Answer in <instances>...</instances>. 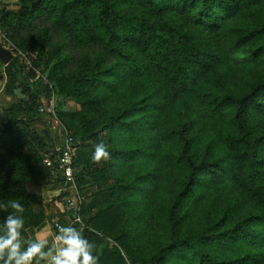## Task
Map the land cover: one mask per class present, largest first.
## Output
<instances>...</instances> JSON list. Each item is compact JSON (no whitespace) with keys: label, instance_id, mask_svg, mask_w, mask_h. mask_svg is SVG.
Wrapping results in <instances>:
<instances>
[{"label":"trees","instance_id":"obj_1","mask_svg":"<svg viewBox=\"0 0 264 264\" xmlns=\"http://www.w3.org/2000/svg\"><path fill=\"white\" fill-rule=\"evenodd\" d=\"M37 1L0 0V30L47 16L74 45L100 43L104 52L66 72L64 46L45 29L40 44H18L34 55L32 70L18 59L3 64L0 87L12 101L0 134V226L13 200L24 207L26 241L49 213L67 209L70 181L58 162L45 163V152L58 157L61 138L34 128L48 121L39 109L54 91L75 139L77 188L90 193L85 226H74L97 244L99 264H264V0ZM42 63L49 71L35 85L30 73ZM234 66L247 74L241 86ZM67 98L78 106L64 108ZM101 139L110 159L97 164ZM162 181L171 184L166 200ZM28 183L59 194L45 202ZM134 205L148 223L164 224L163 244L150 243L148 223L141 231Z\"/></svg>","mask_w":264,"mask_h":264},{"label":"rangeland","instance_id":"obj_2","mask_svg":"<svg viewBox=\"0 0 264 264\" xmlns=\"http://www.w3.org/2000/svg\"><path fill=\"white\" fill-rule=\"evenodd\" d=\"M10 1V3L14 2L15 0H7ZM47 30L48 35L51 37V40L53 42L56 43H60L64 46V50H62V54L64 56H66V58L68 59L67 63L65 64V71L66 72H70L71 70H73L74 68H76L79 59L85 55L88 54L90 56H93V54L95 52H104L103 51V45L100 43H91L89 45L86 46H77L74 45V43H72V41L70 40L69 37H67V35H65L59 28H57L47 16H40L39 18H36L33 23L26 27V26H15L14 29L11 28V30H9V32H5L3 29L0 30V43L7 49L11 50V52L13 53V59H18L20 61V64L24 70V73H28V67L31 64L32 60L31 57L34 58V55H30V53L22 50V49H18V44L22 43L23 40L30 38L32 39L35 43H39L41 42V38H42V31L43 30ZM50 50V49H48ZM47 50V51H48ZM113 59V58H112ZM43 65L40 66V68H36L35 69V73H33L34 75H32V72L30 73V80L32 79V81H34L35 85H38V83L43 80V78H46L49 69L45 70L44 69V63H42ZM236 65V64H235ZM236 69V74H237V79H236V83L237 85L241 86L242 80L243 78L247 75L246 73H244L241 69V67L239 66H234ZM45 70V71H43ZM240 70L242 71V73H240ZM5 71V67L2 64V62L0 61V75L3 74ZM4 82H2L3 84ZM11 99L8 101L6 100L5 94L3 92V90L1 91V87H0V125L3 127L4 122L7 120V107L9 105V103H11ZM63 101V99L61 100V102ZM60 102V103H61ZM64 108L66 109H75V107H77L78 105L76 103L73 102V100L71 98H67L64 100L63 102ZM49 121H45L43 119H39L38 121H36L34 123V128L38 131L45 129V128H50L51 129V125ZM50 126V127H48ZM50 153V152H49ZM50 156L48 153L45 152V157ZM121 165V173L126 171V167L123 163H119ZM111 179H108L107 182L111 183ZM163 184L166 185V187L163 186ZM105 187V184H103ZM170 183L169 182H164L162 181L160 184V187L157 189L158 193L163 196L165 198V200L167 198L170 197ZM102 188L101 186H99L98 188H94L97 189L96 192H101L103 191L105 188ZM27 189L32 192V193H39L40 195H42L44 201L48 199H50L52 196V194L50 193V187L48 186H38L34 183H28L27 184ZM92 197V196H91ZM94 198V197H93ZM92 198V199H93ZM91 199V198H90ZM91 200H89L87 202V204L85 205L84 208V212L85 210L87 211V209L91 206H88V203H91ZM140 201V198L137 200ZM95 202V201H94ZM192 202V201H191ZM93 203V201H92ZM36 209H39V206L37 204H35ZM93 208V215H95L94 213L97 211L95 208V205L92 204ZM252 206L250 205V203H246L243 205L244 209H252ZM144 211V208L142 205H134V208L132 209V218L134 220H136L135 218L139 217V227L141 229V231L148 229L147 227V219H142L141 218V214ZM202 214L201 213H196L195 214V220H197ZM161 217V216H160ZM136 222V221H134ZM149 224V231L150 229H152L149 233L148 236V240L151 242H153L155 240V238L158 236L159 238H162L161 240L159 239V245L163 244L167 239V236H165L162 232H161V227L164 226L163 223H158L153 221L152 223H148ZM135 227V226H133ZM159 227V228H157ZM52 229V228H51ZM53 230V229H52ZM38 234V233H37ZM34 235V237L37 236ZM53 234V231H52ZM169 235V234H167ZM32 238V239H33ZM146 240V241H148ZM157 245V246H159ZM157 246L156 245H150L149 244V250L150 252H156L157 251Z\"/></svg>","mask_w":264,"mask_h":264},{"label":"clouds","instance_id":"obj_3","mask_svg":"<svg viewBox=\"0 0 264 264\" xmlns=\"http://www.w3.org/2000/svg\"><path fill=\"white\" fill-rule=\"evenodd\" d=\"M91 159L97 164L110 159L104 140L94 145ZM7 207L14 211L4 218L0 226L2 264H41V261L45 264H99V256L95 254L97 244L86 238L83 231L74 225L58 226L51 241L46 236H36L26 241L22 236L25 223L23 205L13 200Z\"/></svg>","mask_w":264,"mask_h":264},{"label":"built area","instance_id":"obj_4","mask_svg":"<svg viewBox=\"0 0 264 264\" xmlns=\"http://www.w3.org/2000/svg\"><path fill=\"white\" fill-rule=\"evenodd\" d=\"M32 69L33 65L31 62L28 70ZM44 80H46V78H44ZM61 100V97L53 91L48 97L47 103L42 105L39 109L40 113L47 116L53 134L57 135L61 139L65 138L64 142H62V144L57 147L56 151L59 152V155L56 159H53L50 156L45 157V163L47 166L52 167L55 163L58 162L61 167H63L64 176L68 181H70V186L68 187V189H66L67 195L63 199L67 206L66 211L63 213L49 214V223L54 228L55 233L57 232L58 226H68L75 224L85 226L82 211L83 205L87 200V197L90 195V193H86L85 191L82 192L77 188L76 180L74 177V155L76 152L75 139L71 134H69V132H67L58 117L57 111ZM77 220L79 222H77Z\"/></svg>","mask_w":264,"mask_h":264},{"label":"crops","instance_id":"obj_5","mask_svg":"<svg viewBox=\"0 0 264 264\" xmlns=\"http://www.w3.org/2000/svg\"><path fill=\"white\" fill-rule=\"evenodd\" d=\"M3 64V63H2ZM3 89H1V91H2ZM5 97H6V100H12V97L11 96H7V95H5ZM62 144V140L61 139H59L57 142H55V146H56V148L57 147H59L60 145ZM50 187V189H48V190H50V193L52 194L51 196V198L50 199H48L49 201L53 198V197H56L58 194H59V190L58 189H56L54 186H49ZM45 202H48L47 200H45ZM50 214V213H49ZM52 228V226L50 225V223H49V219L47 220V222H45V223H43L39 228H38V230H37V236H46L50 241H51V239H52V237L54 236V230H52L51 229ZM52 231H53V234H52ZM42 264H45V262H43Z\"/></svg>","mask_w":264,"mask_h":264},{"label":"water","instance_id":"obj_6","mask_svg":"<svg viewBox=\"0 0 264 264\" xmlns=\"http://www.w3.org/2000/svg\"><path fill=\"white\" fill-rule=\"evenodd\" d=\"M37 2H39V0ZM13 58L14 57H13V53L11 52V50L5 48L3 45L0 44V61L4 65H8L13 60ZM15 94L18 96L19 99L25 98V95L23 94L21 88L15 89ZM2 131H3V127L0 125V134L2 133Z\"/></svg>","mask_w":264,"mask_h":264}]
</instances>
